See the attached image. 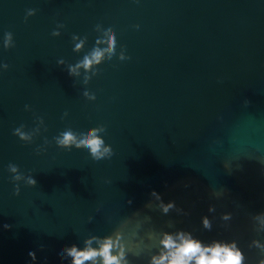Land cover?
I'll return each instance as SVG.
<instances>
[{"label": "water", "instance_id": "water-1", "mask_svg": "<svg viewBox=\"0 0 264 264\" xmlns=\"http://www.w3.org/2000/svg\"><path fill=\"white\" fill-rule=\"evenodd\" d=\"M28 8L36 13L25 20ZM94 19L111 22L130 58L98 61L86 82L95 95L86 97L79 76L56 61L77 55L71 33L90 39ZM4 31L15 43L0 46L9 65L0 71V264H67L58 246L105 234L136 210L156 227L235 238L254 264L262 253L247 245L264 240L253 215L264 211V0H0ZM35 116L47 130L31 144L13 135ZM64 123L104 124L113 155L96 161L82 145H57L52 133ZM10 162L36 185L21 182L14 195ZM152 190L187 215L145 207ZM226 211L232 218L222 221Z\"/></svg>", "mask_w": 264, "mask_h": 264}, {"label": "clouds", "instance_id": "clouds-1", "mask_svg": "<svg viewBox=\"0 0 264 264\" xmlns=\"http://www.w3.org/2000/svg\"><path fill=\"white\" fill-rule=\"evenodd\" d=\"M136 2L139 3L140 0ZM35 13V8L26 9L25 20ZM92 27L95 30L92 31L90 39L84 32H72L71 46L77 55L70 60L61 57L56 61L58 65H64L72 77L79 76L81 82L79 91L86 97L95 95V90L89 88L86 82L89 75L97 70L98 61L101 59L111 61L114 56L120 61L130 58L124 44H120L119 51L117 50L116 30L110 21L101 23L99 19H94ZM133 27L138 29L140 25L135 24ZM63 28L64 24L58 22L51 35L60 36ZM14 43L13 33L4 31L0 37V46L9 49L14 46ZM8 67L7 63L0 61V71ZM24 107L30 110L29 105L25 104ZM42 128L47 130L44 118L35 116L34 127L26 129L24 124H20L13 129V135L31 144L34 138L41 133ZM105 131L106 127L102 123L80 127L64 123L52 133V140L64 147L70 144L82 145L93 160L99 161L113 155L112 145L105 140ZM47 144L48 139L45 137L44 144L36 146V153L46 151L45 145ZM224 167L231 170L227 163ZM7 170L11 173L10 180L14 186V195L20 194L21 182L29 186H35L37 183L31 172L25 174L15 163L10 162ZM150 195L154 199L149 200L145 207L155 205L163 215H167L170 210H175L177 214L187 215V212L175 201L165 202L155 190H152ZM212 195L219 197L222 192L214 190ZM127 203L130 204L131 199ZM214 211L215 206L209 204L208 212ZM253 215L264 226V211ZM231 218L232 213L229 211L220 214L222 221H229ZM92 219L93 216L88 217L89 222ZM200 224L203 229H212V219L207 214L201 215ZM247 246L250 249L255 247L262 253L256 258L254 264H264V240L252 238ZM56 252L61 254L62 261L67 260V264H133L131 257L146 258L145 264H253L235 238L201 239L194 234L193 230L177 227L174 222H168L165 227H156L152 223V217L142 214L140 210L122 215L107 233L89 232L83 236L80 244L61 245L56 248ZM28 255L35 256L31 248L28 249Z\"/></svg>", "mask_w": 264, "mask_h": 264}]
</instances>
